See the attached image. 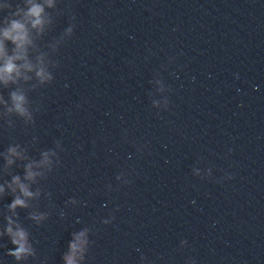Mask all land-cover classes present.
I'll use <instances>...</instances> for the list:
<instances>
[{"label":"water","instance_id":"95a60500","mask_svg":"<svg viewBox=\"0 0 264 264\" xmlns=\"http://www.w3.org/2000/svg\"><path fill=\"white\" fill-rule=\"evenodd\" d=\"M9 59L0 264H264V0H0Z\"/></svg>","mask_w":264,"mask_h":264},{"label":"clouds","instance_id":"9594fccd","mask_svg":"<svg viewBox=\"0 0 264 264\" xmlns=\"http://www.w3.org/2000/svg\"><path fill=\"white\" fill-rule=\"evenodd\" d=\"M32 11L39 12V8H33ZM13 27L20 28L21 25L18 22L13 21ZM9 31H6L4 33L6 38L9 37ZM14 71H18V70L16 69V66L12 63L11 59H9L6 62L5 66L3 68H0V78L10 79L11 78L10 74ZM23 100H24L23 96L13 94V101L15 103V107L17 111H19L21 114H23L24 112V109L22 108ZM25 194L28 195L29 193H27V191L25 190ZM22 204H23V201L17 199L12 206L15 207L16 205H22Z\"/></svg>","mask_w":264,"mask_h":264}]
</instances>
